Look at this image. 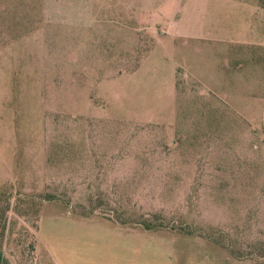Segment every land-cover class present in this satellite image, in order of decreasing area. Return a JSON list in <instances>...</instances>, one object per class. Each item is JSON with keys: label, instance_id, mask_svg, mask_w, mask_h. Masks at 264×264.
<instances>
[{"label": "rangeland", "instance_id": "374dc122", "mask_svg": "<svg viewBox=\"0 0 264 264\" xmlns=\"http://www.w3.org/2000/svg\"><path fill=\"white\" fill-rule=\"evenodd\" d=\"M3 189L2 264L49 196L264 263V0H0Z\"/></svg>", "mask_w": 264, "mask_h": 264}, {"label": "crops", "instance_id": "0c3cea01", "mask_svg": "<svg viewBox=\"0 0 264 264\" xmlns=\"http://www.w3.org/2000/svg\"><path fill=\"white\" fill-rule=\"evenodd\" d=\"M33 251L34 262L39 255L49 264H264L236 259L196 235L150 232L100 216L78 218L50 201L40 206Z\"/></svg>", "mask_w": 264, "mask_h": 264}, {"label": "trees", "instance_id": "16d2710c", "mask_svg": "<svg viewBox=\"0 0 264 264\" xmlns=\"http://www.w3.org/2000/svg\"><path fill=\"white\" fill-rule=\"evenodd\" d=\"M53 196H49L48 198H43V201L40 202L39 204V208L40 206L45 202V201H50L52 202L53 201ZM0 201L4 202V206H3V209L4 211L7 210L6 206H8V201H9V197H8V194H7V191L5 189H3V193L0 192ZM39 210L37 212H35L36 216H35V220H34V223H35V230H37V227H38V220H39ZM72 216L74 217H78V218H83V219H88L90 218L92 215H74V214H71ZM110 219H112L116 224L120 225V226H133V225H130L128 223H130L127 219L125 218H119L118 216L116 215H110ZM154 217L153 214H150V215H141V219L139 221H134V225L135 226H140L142 229L146 230V231H150V232H153V231H156V230H159V229H170V230H173V231H176V232H180V233H185L187 235H193L194 233H197L198 235L200 236H204L205 238H210L211 240H213L214 242L218 243V244H221L224 248H228L229 249V246L228 244L226 243H223L222 240L220 239H217L214 236V233H209V234H205V232H203L202 230H200V228H192L190 226V224H187L185 222H182V224L179 225V227L177 228H174V227H171L167 224H164L162 221L160 222L159 220H157L156 222H154L151 217ZM155 218V217H154ZM217 233H216V237H221V234H220V230H215ZM33 248H34V244H33ZM34 252V251H33ZM230 253L232 255H234V257L236 259H243V260H251V261H255V262H261L260 260L257 261L253 258H249V257H245L241 252L239 251H236V250H231L230 249ZM17 264H23V263H18ZM31 264V263H30ZM39 264V263H38Z\"/></svg>", "mask_w": 264, "mask_h": 264}]
</instances>
